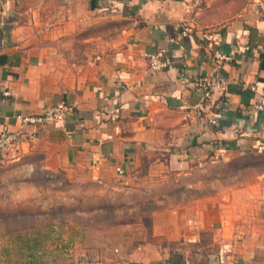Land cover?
I'll use <instances>...</instances> for the list:
<instances>
[{"label": "crops", "instance_id": "0c3cea01", "mask_svg": "<svg viewBox=\"0 0 264 264\" xmlns=\"http://www.w3.org/2000/svg\"><path fill=\"white\" fill-rule=\"evenodd\" d=\"M200 1L0 0V133H21L0 163L51 180L49 202L62 186L84 207L122 195L131 223L156 227L59 264H264V21L207 29ZM58 103L63 121L18 119Z\"/></svg>", "mask_w": 264, "mask_h": 264}, {"label": "rangeland", "instance_id": "374dc122", "mask_svg": "<svg viewBox=\"0 0 264 264\" xmlns=\"http://www.w3.org/2000/svg\"><path fill=\"white\" fill-rule=\"evenodd\" d=\"M196 8L198 21L207 29L230 24L237 18L264 21V0H201ZM5 166V162L0 163V264H59L81 253L97 260L106 257L107 251L113 252L114 247H127L126 230L131 225L137 228V241L140 228L149 232L156 229L152 222L131 223L130 200L122 195L111 201L115 202L113 205H107L105 199L100 207H84L81 199L76 203L79 193L75 186H62L66 189L62 190L65 201L59 202L52 196L49 202L51 180L39 176L28 180L27 175L17 176ZM244 177L245 182L254 178L250 174ZM59 188L55 190L60 196ZM153 209L144 206L138 210L149 217ZM170 232L168 229L167 233ZM141 236L142 240L146 238ZM151 237L148 241L154 240V235Z\"/></svg>", "mask_w": 264, "mask_h": 264}, {"label": "built area", "instance_id": "2783aa9c", "mask_svg": "<svg viewBox=\"0 0 264 264\" xmlns=\"http://www.w3.org/2000/svg\"><path fill=\"white\" fill-rule=\"evenodd\" d=\"M221 58V57H220ZM149 64L153 71H161L168 65L165 53L159 52L149 56ZM219 77V76H217ZM196 90L202 95L204 101L211 100L213 97L215 84L207 77L198 78L194 84ZM254 109L262 110V105H255ZM72 108L64 103H58L44 109L41 113L25 116L19 115L18 119L23 125L38 128L48 123L63 121L71 112ZM21 142V133L13 132L9 127H4L0 133V155L14 152Z\"/></svg>", "mask_w": 264, "mask_h": 264}]
</instances>
